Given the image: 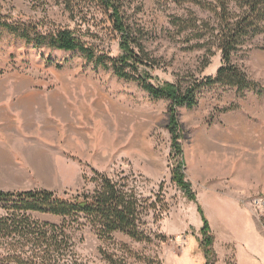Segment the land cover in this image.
<instances>
[{"label":"rangeland","instance_id":"obj_1","mask_svg":"<svg viewBox=\"0 0 264 264\" xmlns=\"http://www.w3.org/2000/svg\"><path fill=\"white\" fill-rule=\"evenodd\" d=\"M71 1L73 14L63 0H0V6L11 21H32L43 31L69 29L98 51L118 56L119 38L108 16L92 0ZM123 1L127 22L153 62L152 85L184 89L194 80L215 76L222 62L212 37L217 24L213 13L173 0ZM230 6L237 10L236 3ZM0 32V74H13L17 84L24 76L33 88L67 90L77 101L74 111L79 110L83 124L79 140H74L81 160L78 184L72 180L44 186L36 180L30 184L38 188L33 190L59 189L55 193L62 197L91 191L93 185L84 183L83 176L91 178L94 166L110 155L99 173L131 176L144 197L158 194L163 204L145 219L149 243L133 242L119 233L103 241L89 227L75 233L77 264H108L101 250L119 264H202L199 209L214 236L217 251L214 243L212 248L219 252L220 264H234L235 252L246 264L253 252H264V34L232 56L247 79L263 88L261 93L239 95L234 88L206 86L197 91L194 107L175 105L170 112L169 101L153 100L138 83L120 80L112 70L94 69L78 53L37 48ZM175 173L183 176L195 202L174 182ZM235 203L246 209L247 219L256 226L245 222ZM5 206L0 203V216ZM30 216L60 222L51 215ZM161 232L171 237L161 240ZM186 243L193 261L185 255L187 250L179 254Z\"/></svg>","mask_w":264,"mask_h":264},{"label":"trees","instance_id":"obj_2","mask_svg":"<svg viewBox=\"0 0 264 264\" xmlns=\"http://www.w3.org/2000/svg\"><path fill=\"white\" fill-rule=\"evenodd\" d=\"M92 1L108 16L112 31L119 38L118 56L110 57L98 51L95 45H88L82 35L69 29L43 31L40 24L32 21H11V16L5 15L1 6L0 31L37 48L78 53L94 69L112 70L118 79L138 83L153 100L169 101V109L175 105L194 107L197 91L206 86L234 88L239 95L247 91L261 93L263 88L247 79L246 74L233 64L232 56L264 34V0H173L178 5L191 4L213 13L217 24L212 37L222 62L214 77L194 80L184 89L176 84L154 86L149 82L153 62L127 22L123 0ZM232 2L236 3L237 10L231 8ZM63 4L71 14L74 13L71 0H63ZM198 47L203 46L198 44ZM92 174L91 178L83 176V181L90 182L93 189L69 197H65L66 193L62 197L47 190L0 191V203L6 204V212L0 216V264H77L74 234L85 227L92 229L103 241H112L113 235L119 233L133 242L149 243L150 234L144 230L145 219L149 213L163 207L158 194L144 197L131 176L110 178L96 170H92ZM173 177L187 199L195 202L183 176L175 173ZM198 212L203 221L201 249L205 264H215L214 236L210 234L202 211L199 209ZM32 213L51 215L60 222L38 221L30 216ZM157 237L165 238L161 234ZM100 254L108 264H119L112 255L102 250Z\"/></svg>","mask_w":264,"mask_h":264},{"label":"crops","instance_id":"obj_3","mask_svg":"<svg viewBox=\"0 0 264 264\" xmlns=\"http://www.w3.org/2000/svg\"><path fill=\"white\" fill-rule=\"evenodd\" d=\"M18 78L22 82L17 84L13 81L16 80L13 74H0V185L9 186L0 191L23 192L38 189L30 185L36 180L44 186L53 183L64 185L72 180L78 184L81 160L74 140H79L83 124L80 122L79 110L74 111L77 101L69 98L67 90L33 88L26 77ZM98 93L103 95L101 91ZM109 158L110 155L107 158L104 156L103 163H98L94 169L100 172ZM11 186H18L19 189ZM39 189L52 192L59 190L47 187ZM235 207L245 222H252L256 226L253 219H247L244 207L238 203H235ZM36 215L41 216L38 213ZM258 233L261 235L259 231ZM216 245L214 242L217 251ZM189 246L186 243L180 248L179 254L182 250H187L185 255L188 254L192 260ZM173 252L177 254L176 251ZM215 253V264H220L219 252ZM250 258L251 262L248 264H264V252H253ZM203 260L202 264H205V259ZM197 262L201 264V261ZM234 264H246L238 252L234 253Z\"/></svg>","mask_w":264,"mask_h":264}]
</instances>
